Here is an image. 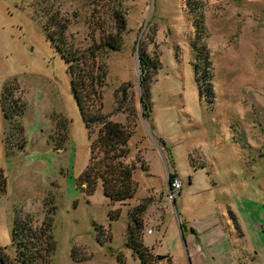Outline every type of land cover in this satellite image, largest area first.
I'll return each mask as SVG.
<instances>
[{
	"label": "rangeland",
	"instance_id": "rangeland-1",
	"mask_svg": "<svg viewBox=\"0 0 264 264\" xmlns=\"http://www.w3.org/2000/svg\"><path fill=\"white\" fill-rule=\"evenodd\" d=\"M36 1L0 0V96L12 82L32 123L25 152L8 157L0 105V169L9 177L0 200L5 262L15 263L16 209L40 226L54 198L51 264H141L126 247L127 230L130 211L147 201L143 242L167 257L156 264H264V0H59L83 49L100 40L102 25L116 30L117 4L125 12L122 50L101 57L108 66L105 112L136 126L127 163L136 167L138 189L125 204H112L101 184L91 196L78 189L92 140L68 66L33 17ZM140 48L159 64L146 89L148 116ZM206 70L215 93L208 99L196 74ZM38 112L50 124L34 143ZM61 117L70 121V138L55 150ZM174 179L182 188L172 201ZM113 211L120 212L116 220Z\"/></svg>",
	"mask_w": 264,
	"mask_h": 264
},
{
	"label": "trees",
	"instance_id": "trees-1",
	"mask_svg": "<svg viewBox=\"0 0 264 264\" xmlns=\"http://www.w3.org/2000/svg\"><path fill=\"white\" fill-rule=\"evenodd\" d=\"M103 0H94L100 5ZM59 0H37L33 4V17L43 28L53 49L66 62L71 75L72 93L79 107L85 128L91 143V158L85 172L76 180L78 189L84 195L91 196L101 184L105 197L112 203L125 204L132 200L138 189L134 180L136 167L127 163L131 153L129 143L135 134V128L112 119L105 112L103 89L107 83L108 66L101 59L111 51L123 48L122 34L127 30L125 12L119 4L112 9V18L116 30L110 31L101 26L103 35L87 48L79 47L70 35L71 19L61 10ZM141 85L143 87L146 116L152 113V106L147 103V86L151 77L157 73L158 65L140 48ZM205 66L207 63L205 62ZM198 69V66H197ZM197 83L202 97L213 95V74L206 70L202 76L198 72ZM7 82L0 96V105L6 121L4 144L8 157L25 152L28 146L24 117L27 105L17 96L18 88ZM205 87H204V86ZM215 94V93H214ZM147 119V118H146ZM62 125L58 135L51 138L54 149H65L70 138V121L61 117ZM244 141V140H242ZM8 196V177L0 169V200ZM48 202L50 210L38 226L32 217H23L16 209L13 226V241L16 247L14 262L18 264H51L57 249L54 236V216L57 207L54 198ZM50 203V204H49ZM149 208L148 201L133 208L129 213L130 223L127 230L126 247L133 251L141 264H156L166 257L155 255L143 242L146 222L144 214ZM111 220L120 217V212H111ZM237 224V223H236ZM98 241L104 243L105 231L97 229ZM76 253V251L74 252ZM6 254L0 250V260L5 262ZM6 263V262H5ZM7 264V263H6Z\"/></svg>",
	"mask_w": 264,
	"mask_h": 264
},
{
	"label": "crops",
	"instance_id": "crops-1",
	"mask_svg": "<svg viewBox=\"0 0 264 264\" xmlns=\"http://www.w3.org/2000/svg\"><path fill=\"white\" fill-rule=\"evenodd\" d=\"M35 117V116H34ZM38 120H39V122H38ZM37 122H38V124L36 125V131H37V137L36 138H34L36 141H34V143H37V142H39V140H37V139H39V137L40 136H42V134H43V132H44V130L46 129V127H47V124H50L49 123V121L47 120V119H43V117H42V115L38 112V116H37ZM24 123H25V126H26V134H27V138H28V140H29V142H30V139H29V133H30V128L32 127L31 126V124L32 123H30L28 120H27V112H26V114H25V117H24ZM6 127V126H5ZM31 142H33V139H32V141ZM33 144V143H32ZM46 146L47 147V149H41V150H43L44 152H46V153H48L49 155H51V156H54V158H55V152H54V150L52 149V148H50L49 146H47V143L46 144H44V143H42V146ZM42 146H39V148L40 147H42ZM6 149V148H5ZM31 165V164H30ZM30 165H29V167L28 168H30ZM53 168H54V165L52 166ZM52 167H50L51 169H53ZM25 168H27V167H25ZM27 168V169H28ZM8 177V176H7ZM77 180V179H76ZM77 184V183H76ZM8 194H9V177H8ZM166 257V256H165ZM167 258V257H166ZM163 261V260H162Z\"/></svg>",
	"mask_w": 264,
	"mask_h": 264
},
{
	"label": "built area",
	"instance_id": "built-area-1",
	"mask_svg": "<svg viewBox=\"0 0 264 264\" xmlns=\"http://www.w3.org/2000/svg\"><path fill=\"white\" fill-rule=\"evenodd\" d=\"M182 188V184L178 179H174L171 183V189H170V200H175V193H178ZM151 232V231H149Z\"/></svg>",
	"mask_w": 264,
	"mask_h": 264
},
{
	"label": "water",
	"instance_id": "water-1",
	"mask_svg": "<svg viewBox=\"0 0 264 264\" xmlns=\"http://www.w3.org/2000/svg\"><path fill=\"white\" fill-rule=\"evenodd\" d=\"M141 64V61H140ZM141 74H143V71L141 70ZM140 83H141V79H140ZM0 264H6L3 260H0ZM13 264H18V263H13Z\"/></svg>",
	"mask_w": 264,
	"mask_h": 264
}]
</instances>
